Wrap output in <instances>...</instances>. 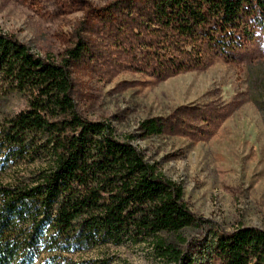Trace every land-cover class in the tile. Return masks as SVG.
<instances>
[{"label": "trees", "instance_id": "trees-1", "mask_svg": "<svg viewBox=\"0 0 264 264\" xmlns=\"http://www.w3.org/2000/svg\"><path fill=\"white\" fill-rule=\"evenodd\" d=\"M105 14L99 29L117 61L144 62L163 80L202 67L211 54L230 58L240 36L264 25V0H120ZM136 49H147L143 61ZM91 54L79 37L60 60L44 58L0 31V84L26 101L1 128L2 142L10 155L42 144L47 157L31 178L0 183V264H34L41 244L56 252L138 237L171 264H264V229L226 232L196 216L181 185L118 140L109 122L81 114L71 67ZM161 125L143 127L160 134ZM188 230L203 234L189 241Z\"/></svg>", "mask_w": 264, "mask_h": 264}, {"label": "rangeland", "instance_id": "rangeland-1", "mask_svg": "<svg viewBox=\"0 0 264 264\" xmlns=\"http://www.w3.org/2000/svg\"><path fill=\"white\" fill-rule=\"evenodd\" d=\"M117 1L0 0V31L54 60L79 37L86 39L93 54L71 67L81 114L109 122L118 140L131 141L147 162L181 185L196 216L226 232L264 229V25L253 24L250 37L240 36L230 58L211 54L202 67L160 80L144 62L117 61L114 42L99 29L107 22L105 10ZM134 54L143 61L147 49ZM25 108L22 95L0 84V132ZM147 121L161 123L162 132L150 133L143 127ZM44 148L10 155L0 136V183L42 170ZM202 234L188 230L185 237ZM30 256L34 264H171L143 237L56 252L41 244Z\"/></svg>", "mask_w": 264, "mask_h": 264}]
</instances>
